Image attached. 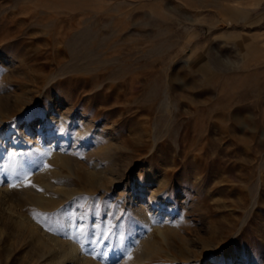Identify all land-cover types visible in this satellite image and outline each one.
<instances>
[{"label":"rangeland","instance_id":"1","mask_svg":"<svg viewBox=\"0 0 264 264\" xmlns=\"http://www.w3.org/2000/svg\"><path fill=\"white\" fill-rule=\"evenodd\" d=\"M0 98L12 137L68 121L50 175L0 156V264H264V0H0ZM159 180L164 236L131 209Z\"/></svg>","mask_w":264,"mask_h":264},{"label":"bare ground","instance_id":"2","mask_svg":"<svg viewBox=\"0 0 264 264\" xmlns=\"http://www.w3.org/2000/svg\"><path fill=\"white\" fill-rule=\"evenodd\" d=\"M46 106H47V104H46ZM44 111L43 112L46 115L45 116L46 117V121L44 122L43 120H41L40 123H39V126H37V128L35 127L38 130L37 137L34 136L35 133L33 134V132H32L33 131V129H32L33 124H31L32 126H30V127L25 125L26 127L24 128V130L23 129L22 130H18V132H16V137H12L11 136L12 128H10V127H7L5 130L0 131V156H2L4 154L5 148L7 147V145H9L8 143L10 141H11L10 145H12V143H14V142L17 145L18 139L22 138L24 143L28 146V149L31 150V153H32V151H36L39 154L38 160H39V164H40V169H37L39 176H42L44 174L48 175L47 173H49V175L51 174L50 173L51 172L50 169L47 168V163L48 162L58 163L59 164V163H62V162L66 161L65 157L63 156V152H64V149H65V146H66V142L60 143V142H58V140L53 139V140L50 141L51 145L50 144L47 145L45 143L46 142L45 136L42 133L41 129H42V125H44V127L48 129L52 125H54L55 122H57V124L59 126L63 125V126H66V128H67L68 127L67 126L68 125V123H67L68 121L63 117L64 115H62L58 111V108L55 107L54 105H50ZM7 112H8V110H6L5 107L1 105V102H0V114H1V116L2 115H6ZM51 132L52 131H47V133L46 132L45 133L50 135ZM85 137H86L85 135L81 136V137L79 136V138L76 137V140H74V141L75 142H78V140L80 142L81 141H85ZM18 143H19V141H18ZM33 155H34V153H33ZM26 156L27 155L21 154L20 155V161H21V163L24 166H26V169L29 168V170H32L31 169L32 165L31 166L29 164L26 165V163H27L26 159H25ZM0 158H2V157H0ZM3 161H4V158H3ZM7 164H6V166H7ZM3 165L4 164H2V168H3ZM86 171L90 172L89 170H86ZM2 178H3V175H2V172H0V202H2L3 205L7 206L8 203L16 202V198L17 197L11 191L12 189L8 188L7 186H5V187L2 186V184H1ZM160 180H162V179H160ZM160 180L157 181L159 183L157 184V189L156 190H154V189L147 190L148 192H147V195H146L145 198L140 196L141 198L139 197V199L137 198V201H135L136 200L135 198L138 197V195H133L131 197V199H132V201L134 200L133 202H135V205H132L131 209H132L133 212L136 213L138 219L142 223H145L147 226H151L153 228H156L159 231L160 235L164 236V233L162 232L163 227H161V226H163L162 224L165 223V220H163V221H161V223H159L161 218H158V216L154 213V210H152L149 207L148 208L145 207L146 203L148 204V206H150L152 208L155 206L158 209V212H160L162 209L165 208V210H167V212L169 214H170L171 210H173V207H174L173 205H170V204L166 203L164 198H159L160 197L159 193H162L160 191L164 190L166 188V185H167L165 180H163V181H160ZM140 194L142 195L141 192H140ZM24 195L28 197L29 193L23 194V196ZM45 199L46 198H44V196H43V197L39 198V201L42 202V201H45ZM13 205H14V203H13ZM12 207L8 206V209L11 212L12 211L14 212L15 209L12 208ZM165 231H166V229H165ZM49 250H50V253L52 255L53 254L56 255V250L55 249L49 248ZM57 258H58L57 264H82V262H84V259H83L84 256H82L79 247L76 246L75 244H71V243H68L67 246L63 250H61L59 253H57Z\"/></svg>","mask_w":264,"mask_h":264}]
</instances>
